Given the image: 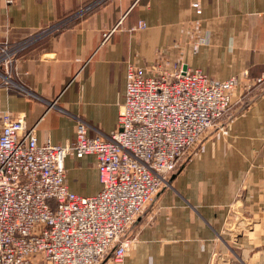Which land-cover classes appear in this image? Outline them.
I'll return each mask as SVG.
<instances>
[{
  "label": "crops",
  "instance_id": "1",
  "mask_svg": "<svg viewBox=\"0 0 264 264\" xmlns=\"http://www.w3.org/2000/svg\"><path fill=\"white\" fill-rule=\"evenodd\" d=\"M94 1L0 0V43L33 42L13 85L0 86V127L8 112L35 127L38 144H71L78 120L88 137L108 136L132 62L149 75L160 64L237 78L231 109L146 205L122 261L101 264H264V0H101L73 17ZM65 18L63 30L32 40ZM64 169L72 193L100 191L94 156L69 154ZM30 264L45 263L36 255Z\"/></svg>",
  "mask_w": 264,
  "mask_h": 264
},
{
  "label": "built area",
  "instance_id": "2",
  "mask_svg": "<svg viewBox=\"0 0 264 264\" xmlns=\"http://www.w3.org/2000/svg\"><path fill=\"white\" fill-rule=\"evenodd\" d=\"M69 18L39 30L32 40L60 32ZM121 21L102 33L101 45ZM144 27L139 22L129 30ZM32 43H0V86L13 85L19 57ZM160 66L149 75L128 64L116 130L108 136L88 137V125L78 120L71 144H38L35 127L27 129L23 115L1 114L0 264H30L36 255L45 264L122 261L132 243L127 232L205 133L223 120L239 84L235 77L219 82L182 65L171 73ZM69 154L94 156L101 185L96 195L69 191L64 169Z\"/></svg>",
  "mask_w": 264,
  "mask_h": 264
},
{
  "label": "rangeland",
  "instance_id": "3",
  "mask_svg": "<svg viewBox=\"0 0 264 264\" xmlns=\"http://www.w3.org/2000/svg\"><path fill=\"white\" fill-rule=\"evenodd\" d=\"M19 59H20V57H19ZM18 62H19V60H18ZM18 62H17V63H18ZM16 67H17V65H16ZM14 77H15V75H14ZM238 83H239V80H238ZM234 259H235V258H233V256H232V260L230 261V262H231L230 264H240V260H239V261L237 260V261H238V262H237V261H235Z\"/></svg>",
  "mask_w": 264,
  "mask_h": 264
}]
</instances>
